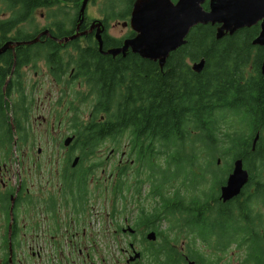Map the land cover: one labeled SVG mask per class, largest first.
I'll return each instance as SVG.
<instances>
[{"label": "flooded vegetation", "instance_id": "obj_1", "mask_svg": "<svg viewBox=\"0 0 264 264\" xmlns=\"http://www.w3.org/2000/svg\"><path fill=\"white\" fill-rule=\"evenodd\" d=\"M136 1L87 0L82 12L84 0H0V264H264V216L251 224L261 233L241 244L233 243L230 230L226 239L207 241L196 227L207 225L204 217L222 229L231 226L234 202L244 199L246 186L240 197L224 200L226 181L186 186L185 169L176 171L165 157L155 193L159 167L148 164L127 133L96 149L88 146L90 135L76 134L75 124L93 119L88 108L98 93L126 87L123 74L138 65L152 70L153 60L131 47L123 51L136 36L130 24ZM119 27L126 32L116 33ZM176 59L181 79L186 71L188 79L205 73L206 66L193 68L200 59L170 54L166 74ZM107 199L109 212L96 216L108 219V240L90 230L89 220L90 203ZM175 200H193L181 207L198 214L184 228L171 224ZM158 202L162 234L147 219Z\"/></svg>", "mask_w": 264, "mask_h": 264}, {"label": "trees", "instance_id": "obj_2", "mask_svg": "<svg viewBox=\"0 0 264 264\" xmlns=\"http://www.w3.org/2000/svg\"><path fill=\"white\" fill-rule=\"evenodd\" d=\"M258 31L259 25H253L217 40L215 27L198 25L192 29L186 46L173 54L204 59L205 73L188 79L186 71L181 79L178 74L184 68L178 69L179 59L174 60L175 67L169 74L156 62L150 72L145 64L138 65L123 74L126 87L98 93L93 119L76 129L80 138L86 140L85 136L90 135V141L86 140L90 149L108 137L127 133L135 148L145 150L148 164L159 167L153 173L155 193L163 181L157 175H161L159 160L164 157H168L170 166H176V171L185 169L186 186L193 183L201 187L224 184L233 161L242 158L251 173L247 193L243 200L234 202L233 223L227 229L210 217L203 218L207 225L197 222V229L207 241L214 237L226 239V230H230L234 244L261 233L260 226H251L264 216V75L260 71L264 47L252 45ZM64 35L59 32L58 37ZM175 201L179 205L172 214L173 228H184L198 218L197 213L181 207L190 206L193 200ZM160 213L158 202L147 219L162 234Z\"/></svg>", "mask_w": 264, "mask_h": 264}, {"label": "water", "instance_id": "obj_3", "mask_svg": "<svg viewBox=\"0 0 264 264\" xmlns=\"http://www.w3.org/2000/svg\"><path fill=\"white\" fill-rule=\"evenodd\" d=\"M207 0H137L131 13V26L137 31L134 38L128 39L123 51L129 47L144 58L159 61L162 67L168 55L186 43V38L194 26L198 24H219L216 37L234 34L237 30L260 24V31L252 41L253 45L264 46V0H209V9L204 8ZM87 0L83 2L82 12ZM75 36L66 39H73ZM102 47V36L97 34ZM114 50L112 53H119ZM205 61L194 64L193 68L200 72ZM264 74V62L262 64ZM258 138L253 143V149ZM72 139H67L69 144ZM249 172L243 160L237 158L234 168L222 187L224 200L240 194L247 184ZM137 254L131 258H134Z\"/></svg>", "mask_w": 264, "mask_h": 264}, {"label": "rangeland", "instance_id": "obj_4", "mask_svg": "<svg viewBox=\"0 0 264 264\" xmlns=\"http://www.w3.org/2000/svg\"><path fill=\"white\" fill-rule=\"evenodd\" d=\"M126 10V8L124 9ZM120 27L118 29L115 30L116 33L120 34L121 30ZM123 32H126V31H123ZM227 44L230 43V41H227L226 42ZM86 108V107H85ZM88 111L90 112V108H88ZM109 144V143H108ZM110 170V168H109ZM146 204V207H150V204L148 205L147 203H144ZM109 206H110V201H108L107 199V202L105 203V205H102L101 203H99L98 201L95 203L91 202L90 203V213H89V220L90 222L93 224V227L95 229H90L92 232L96 233L98 236H100L101 238H105L106 240H108L109 238H111V228L108 226L109 224V221L107 218H104V219H98L97 216H96V212L97 211H101L102 213L105 212H109ZM135 207L136 204L135 203H131L129 204V207ZM162 228L164 229V225H162ZM99 238V237H98ZM111 253H105V256L107 255H110Z\"/></svg>", "mask_w": 264, "mask_h": 264}, {"label": "bare ground", "instance_id": "obj_5", "mask_svg": "<svg viewBox=\"0 0 264 264\" xmlns=\"http://www.w3.org/2000/svg\"><path fill=\"white\" fill-rule=\"evenodd\" d=\"M205 61V60H204Z\"/></svg>", "mask_w": 264, "mask_h": 264}]
</instances>
